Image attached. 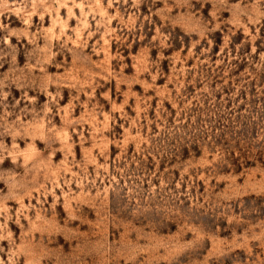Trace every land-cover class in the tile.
Listing matches in <instances>:
<instances>
[{
    "label": "rangeland",
    "instance_id": "1",
    "mask_svg": "<svg viewBox=\"0 0 264 264\" xmlns=\"http://www.w3.org/2000/svg\"><path fill=\"white\" fill-rule=\"evenodd\" d=\"M0 264H264V0H0Z\"/></svg>",
    "mask_w": 264,
    "mask_h": 264
}]
</instances>
